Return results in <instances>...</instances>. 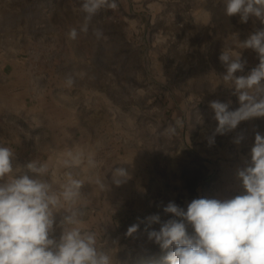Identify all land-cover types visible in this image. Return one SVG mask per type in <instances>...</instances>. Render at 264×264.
I'll return each mask as SVG.
<instances>
[{
	"label": "rangeland",
	"instance_id": "1",
	"mask_svg": "<svg viewBox=\"0 0 264 264\" xmlns=\"http://www.w3.org/2000/svg\"><path fill=\"white\" fill-rule=\"evenodd\" d=\"M114 2L88 18L83 0H0V144L15 152L17 165L55 163L74 146L93 153L108 188L82 189L85 226L114 264H166L141 221L171 218L163 212L169 202L186 208L196 198L241 192L236 173L250 161L255 134H264V117L209 145L217 126L209 104L239 107L219 56L233 34L244 41L264 24L227 16L224 0ZM240 51L247 63L236 75L246 76L259 58ZM115 167L129 174L120 186L111 180Z\"/></svg>",
	"mask_w": 264,
	"mask_h": 264
},
{
	"label": "clouds",
	"instance_id": "2",
	"mask_svg": "<svg viewBox=\"0 0 264 264\" xmlns=\"http://www.w3.org/2000/svg\"><path fill=\"white\" fill-rule=\"evenodd\" d=\"M107 2L83 0L81 7L90 18ZM224 4L227 16L239 15L241 23L255 17L264 24V0H224ZM111 6H116L114 0ZM69 37L76 39V29L70 30ZM232 37L233 45L223 49L219 60L226 67L222 80L234 90L239 107L229 110L230 102H210L217 126L208 137L209 145L217 134L235 130L242 121L264 117V28L244 41L238 34ZM242 49L254 50L259 58L246 76L236 75L247 63ZM167 131L175 133V128ZM14 161L15 152L0 144V264H114L98 233L85 226L82 189L90 184L102 192L108 188L104 177L95 174L94 154L74 146L58 154L55 163L31 160L17 165ZM57 169L64 170L62 180L56 176ZM111 173L116 186L129 178L123 167L112 168ZM236 177L241 188L237 195L196 198L186 208L169 202L163 212L171 218L161 221L159 214H153L141 221L148 240L166 252V264H264V134H255L250 161L237 170ZM56 214L61 215L59 222ZM153 224H159V230H148ZM138 228V223L133 224L126 235L132 236Z\"/></svg>",
	"mask_w": 264,
	"mask_h": 264
}]
</instances>
